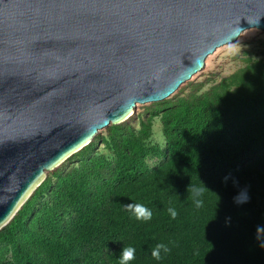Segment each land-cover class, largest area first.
<instances>
[{
  "label": "trees",
  "instance_id": "16d2710c",
  "mask_svg": "<svg viewBox=\"0 0 264 264\" xmlns=\"http://www.w3.org/2000/svg\"><path fill=\"white\" fill-rule=\"evenodd\" d=\"M263 67L230 75L237 88L151 102L157 107L138 131L128 120L106 126L101 139L113 157L93 155L47 171L0 229V258L10 249L13 264H119L123 247L133 246L129 264H264V234H257L264 227ZM157 115L165 139L159 166L173 168L178 180L146 164L153 148L145 138ZM196 188L203 195L194 197ZM242 192L248 199L238 204ZM136 203L152 211L151 220L135 218L127 206ZM160 243L170 251L158 261L151 252Z\"/></svg>",
  "mask_w": 264,
  "mask_h": 264
},
{
  "label": "water",
  "instance_id": "95a60500",
  "mask_svg": "<svg viewBox=\"0 0 264 264\" xmlns=\"http://www.w3.org/2000/svg\"><path fill=\"white\" fill-rule=\"evenodd\" d=\"M249 28L264 0H0V229L47 171Z\"/></svg>",
  "mask_w": 264,
  "mask_h": 264
},
{
  "label": "rangeland",
  "instance_id": "374dc122",
  "mask_svg": "<svg viewBox=\"0 0 264 264\" xmlns=\"http://www.w3.org/2000/svg\"><path fill=\"white\" fill-rule=\"evenodd\" d=\"M247 66H264V30L256 28L246 29L241 32L234 41L216 48L213 53L205 58L204 65L198 72L189 80L182 83L171 95L163 100H168L169 103L167 104H172L190 95H198L213 90L237 88L238 85H236L235 82H230L228 77ZM246 83L247 80L244 79L243 84L251 87L249 82L248 84ZM149 104L150 103L137 104L132 114L126 118L128 124H130L135 131L140 129L139 120L148 114L150 110L157 107L154 105L150 106ZM104 136L105 131L101 129L100 137L96 138L88 145L83 152L74 155L73 158L69 160H66V158L63 161L65 162L64 164L67 166H76L85 162L90 156L100 154L111 159L113 157L111 150L101 139V137ZM145 142L147 146L153 148V151L145 158L146 164L149 168H157L161 162L160 150H162L165 144V139L162 134L161 115H157L151 119L150 132L147 138H145ZM261 162L264 163V156ZM155 173L162 174V177L167 180H171V177H173V180H178L176 171L171 167L159 166ZM245 176L246 173L240 174L236 176V178L238 181H241ZM8 250L6 252L3 251V258L1 256L0 262H11L13 264L14 258L11 256L10 249Z\"/></svg>",
  "mask_w": 264,
  "mask_h": 264
},
{
  "label": "clouds",
  "instance_id": "9594fccd",
  "mask_svg": "<svg viewBox=\"0 0 264 264\" xmlns=\"http://www.w3.org/2000/svg\"><path fill=\"white\" fill-rule=\"evenodd\" d=\"M259 22V19L257 20L256 23ZM225 181L228 180V177L226 176ZM203 195V189L202 188H196L193 189V196L198 197ZM236 203H245L247 202V195L246 192H242L240 195L234 198ZM195 206L197 208L203 206V201L201 199H194ZM128 210L132 212V214L135 216L137 220H142V221H149L152 219V211L147 208L144 204L141 203H136V204H129ZM168 212L171 216L172 219H175L178 215L176 209L174 208H169ZM257 234L258 237L261 234H264V227L258 226L257 227ZM170 249L167 247V245L160 243L155 246V248L152 249L151 255L155 260H161L162 259V252L163 253H168ZM136 255V249L133 246H125L123 247L121 251V256L119 259V264H129V262L133 261L135 259Z\"/></svg>",
  "mask_w": 264,
  "mask_h": 264
}]
</instances>
